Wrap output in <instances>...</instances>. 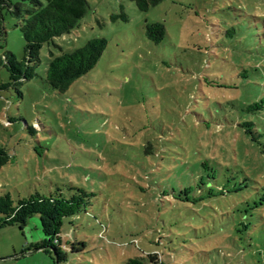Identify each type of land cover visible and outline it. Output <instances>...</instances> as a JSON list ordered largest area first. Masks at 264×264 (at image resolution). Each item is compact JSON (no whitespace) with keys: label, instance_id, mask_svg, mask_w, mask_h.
I'll return each instance as SVG.
<instances>
[{"label":"rangeland","instance_id":"374dc122","mask_svg":"<svg viewBox=\"0 0 264 264\" xmlns=\"http://www.w3.org/2000/svg\"><path fill=\"white\" fill-rule=\"evenodd\" d=\"M86 1L22 83L8 70L11 54L24 58L19 21L0 12V148L10 156L0 197L93 194L86 211L63 219L62 264H152L150 255L156 264H264V122L255 120L253 141L229 102L236 71L264 74V36L252 29L264 23V0H162L148 11L136 0ZM156 23L166 27L159 43L147 35ZM95 38L108 43L97 66L53 90L50 52ZM259 80L241 87L242 101L261 96ZM41 232L37 218L0 227V264H54L44 251L10 260ZM76 241L83 252L70 250Z\"/></svg>","mask_w":264,"mask_h":264},{"label":"trees","instance_id":"16d2710c","mask_svg":"<svg viewBox=\"0 0 264 264\" xmlns=\"http://www.w3.org/2000/svg\"><path fill=\"white\" fill-rule=\"evenodd\" d=\"M160 1L162 0H136L139 8L143 11H148L151 6L157 5ZM248 9L256 8L250 4ZM2 10H7L11 16L18 19L19 28L25 41L23 61H17L16 57L11 54L8 67L11 80L14 83H22L36 75L35 69L41 62L40 53L44 45L57 47L55 39L69 34L76 27L78 21L87 13L88 3L86 0H0V12ZM252 29L257 31L255 36L260 37V33L264 36V23L256 22ZM147 35L153 42L159 43L166 36V27L160 23L149 25L147 26ZM228 36L232 35L228 34ZM107 46L108 43L105 39L95 38L84 47L71 53H64L63 49L59 48L62 54L56 56L51 51V59L46 71L47 83L59 93L66 92L76 81L97 66ZM251 70L260 72L258 68H251ZM260 74V78L264 81V74L262 72ZM234 75L236 78H234L231 89L236 97L229 101L231 102V111L245 117L241 126L245 133L255 141L257 140L255 138L257 134L255 120L264 122V92L257 91V97L261 96L251 101H242L243 94L240 93L239 96V92L241 87L245 89L257 84L261 85V80L252 76L251 72L245 68L236 71ZM250 94L245 93L247 96ZM238 102L242 104L241 107L236 105ZM9 161L10 156L6 150L0 148V169ZM92 195L81 188L70 187L69 193H65L61 189L50 196L36 193L15 203L12 197L6 194L0 197V227L15 225L26 228L35 218L39 219L43 240L31 243L29 248L23 252L41 247H51V250L45 249L44 253L52 258L54 264L56 262L58 264L67 263L68 254L62 250V244L58 237L63 219L75 217L82 210L86 211ZM28 219L31 221L28 222ZM86 247L84 241L70 244L72 253L83 252ZM148 259L152 264L161 261L159 255H150ZM142 260L131 259L128 264H143Z\"/></svg>","mask_w":264,"mask_h":264},{"label":"water","instance_id":"95a60500","mask_svg":"<svg viewBox=\"0 0 264 264\" xmlns=\"http://www.w3.org/2000/svg\"><path fill=\"white\" fill-rule=\"evenodd\" d=\"M30 221H31V219H28V222H30ZM45 249L51 250L52 248L51 247H41V248H37V249H32L30 251L23 252L22 254L16 255L15 257L10 258V260L11 259H18L20 257L27 256V255H30V254L35 253V252L44 251ZM0 261H4V260H0ZM56 264H58V263L56 262Z\"/></svg>","mask_w":264,"mask_h":264},{"label":"crops","instance_id":"0c3cea01","mask_svg":"<svg viewBox=\"0 0 264 264\" xmlns=\"http://www.w3.org/2000/svg\"><path fill=\"white\" fill-rule=\"evenodd\" d=\"M33 222V221H32ZM42 235V232H41ZM42 238L40 240H36L34 243L40 242L43 239V235L41 236Z\"/></svg>","mask_w":264,"mask_h":264}]
</instances>
